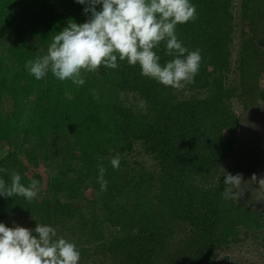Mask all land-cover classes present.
I'll use <instances>...</instances> for the list:
<instances>
[{
	"label": "trees",
	"instance_id": "trees-1",
	"mask_svg": "<svg viewBox=\"0 0 264 264\" xmlns=\"http://www.w3.org/2000/svg\"><path fill=\"white\" fill-rule=\"evenodd\" d=\"M190 3L197 18L176 34L202 60L194 83L173 89L119 59L116 69L83 73L82 86L50 72L35 79L26 62L90 13L75 0H0V179L10 184L15 171L40 187L32 202L0 196V223L55 228L76 245L79 264H213L232 246L264 247V187L250 181L264 177V135L241 129L232 109L234 100L244 113L264 103V0ZM154 51L162 65L174 58L163 42ZM138 145L151 172L128 159ZM229 172L242 174V197L224 198Z\"/></svg>",
	"mask_w": 264,
	"mask_h": 264
},
{
	"label": "clouds",
	"instance_id": "clouds-1",
	"mask_svg": "<svg viewBox=\"0 0 264 264\" xmlns=\"http://www.w3.org/2000/svg\"><path fill=\"white\" fill-rule=\"evenodd\" d=\"M86 5L90 13L86 22L73 20L52 38L47 52L36 60H29L25 68L40 80L49 72L58 80H70L76 86L85 84L83 73L97 72L101 66L118 68L119 61L138 65L141 75L173 89H183L194 83L199 73L202 56L199 49L189 51L178 40L177 25L197 18L196 6L190 0H75ZM101 5L100 10L96 6ZM165 44L166 55L174 57L163 65L154 51ZM94 98H98L95 96ZM146 101L141 100L144 107ZM103 160V157H99ZM112 168L120 166L119 156L111 159ZM6 171V169H0ZM106 169L98 167L97 182L101 191L107 190ZM264 187V177L250 178ZM243 182L242 174L225 175V199L242 197L237 191ZM40 191L39 182L21 183L17 172L7 184L0 179V196H21L32 202ZM80 252L76 245L63 237L57 238L56 229L37 224L34 230L21 226L7 227L0 223V264H79Z\"/></svg>",
	"mask_w": 264,
	"mask_h": 264
},
{
	"label": "rangeland",
	"instance_id": "rangeland-1",
	"mask_svg": "<svg viewBox=\"0 0 264 264\" xmlns=\"http://www.w3.org/2000/svg\"><path fill=\"white\" fill-rule=\"evenodd\" d=\"M234 9H237L238 0H233ZM250 25H242V29H248ZM237 45V40H234V48ZM260 80L264 84V71L260 73ZM232 109L235 114L240 117V128L244 131L255 130L259 134L264 135V103L257 108L256 111L244 113L240 104L237 101H232ZM264 137V136H262ZM5 143H0V155L6 153ZM241 146H237L235 153L232 158L228 161V166L230 167L229 171H236L239 167V163L242 159L241 156ZM130 163L133 166L140 167L143 166L144 170L147 172L152 171L153 161L148 156L144 155L141 151L139 145L134 147V151L128 157ZM43 173V169L39 168L37 172ZM231 173V172H229ZM30 222L28 220H14L9 224V227L21 226L27 228ZM261 253H264V247H261L259 250H256L255 245H236L232 246L230 249L222 252L217 260L213 264H262Z\"/></svg>",
	"mask_w": 264,
	"mask_h": 264
}]
</instances>
